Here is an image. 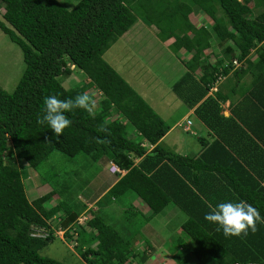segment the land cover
<instances>
[{"label":"trees","instance_id":"16d2710c","mask_svg":"<svg viewBox=\"0 0 264 264\" xmlns=\"http://www.w3.org/2000/svg\"><path fill=\"white\" fill-rule=\"evenodd\" d=\"M0 9V29L21 49L24 63L11 92L0 86V264H67L40 253L55 238L78 247L88 264H143L146 254L133 245L138 232L132 223L149 221L167 205L185 215L181 228L189 239L175 238L174 264H264V224L247 236L226 237L217 231L218 224L205 220V200L182 175L186 158L161 140L170 125L103 58L138 18L155 25L159 40L172 39L170 51L190 54L181 59L184 71L170 89L187 108L197 105L194 111L208 123L219 109L206 94L233 61L264 65V0H78L71 9L60 0H0ZM197 10L210 22L197 26L190 18ZM74 68L84 78L66 88L61 77ZM257 73L263 76L264 68ZM84 91L99 94L95 119L83 109L66 113L73 123L60 136L37 123L45 96L74 98ZM215 96L224 98L219 91ZM105 122L110 135L98 131ZM144 141L154 145L150 151ZM54 150L70 157L84 154L97 169L98 161H105L125 170L98 206L111 199L127 206L139 197L148 208L142 220L123 214L117 227L105 221L102 211L90 210L91 217L77 224L81 210L59 196L48 206L55 189L30 199L24 188L26 168L38 171ZM56 214L54 227L50 220ZM35 230L47 235L34 236ZM57 230H64L63 238Z\"/></svg>","mask_w":264,"mask_h":264},{"label":"rangeland","instance_id":"374dc122","mask_svg":"<svg viewBox=\"0 0 264 264\" xmlns=\"http://www.w3.org/2000/svg\"><path fill=\"white\" fill-rule=\"evenodd\" d=\"M60 1L67 9H71L78 0ZM2 12L3 9H0V19ZM190 18L197 26L210 22L205 14L199 10L190 14ZM157 32L158 28L155 25L148 24L141 18H138L130 29L111 45L104 53L103 58L117 70L130 86L168 124L176 118V113L182 114V103H180V100L170 89L172 83L181 74V65L177 61L178 59L172 55V51L169 52L170 49L166 46L167 44L158 41ZM170 41L167 40V42ZM210 60L213 61L215 59L211 57ZM23 68L24 63L21 49L0 29V86L6 91L11 92L15 88ZM61 78L63 85L69 88L81 81L84 75L79 69L74 68L73 73L63 75ZM93 94L98 102L99 94L96 91ZM179 134L182 136V132ZM173 135V137H176L177 131ZM167 148L172 149L173 146L170 145ZM102 163L103 161H98V166L101 167ZM18 165L23 168L20 161H18ZM96 165V162L84 154L80 153L70 157L54 150L40 164L38 171L30 167L26 168V174L28 175L24 178V188L27 191V196L30 199H35L53 188L56 191V195L49 201L48 206L54 205L59 196L66 205L77 210L81 202H85L86 197L94 193L95 190L96 193L100 190L101 184L104 183L108 175L107 173L102 175V172L97 169ZM106 172L108 171L106 170ZM111 202L109 200V210L106 212L104 219L107 223L119 227V225L123 224V214L122 210L117 213L116 208L120 207L124 202L120 200ZM140 203L142 202L140 201ZM93 205H89L91 206L90 209L95 210ZM172 206L166 207V209L172 208V211L175 212L169 214V218L166 215V211L163 210L162 213L155 216L149 222L150 228L152 229L153 227L156 231V241L159 244L154 242L155 245L149 247V249L143 242V236L139 235L133 240L134 246L137 243H143L138 247L139 250H142L146 254L143 264H162L163 262V264H174L175 261L172 258H168V256L172 255L170 253L175 250V238L179 234L189 242V239L186 238L181 228L185 215L178 208L176 209V207ZM89 211H82L79 216L83 217ZM58 216L59 214H56L55 218L52 217L50 220L54 227L59 222ZM166 220V224L163 225V222ZM140 224L138 222L136 225L139 226ZM161 225H163L162 228ZM133 228L135 227L133 226ZM121 231L124 232V229ZM36 232L38 231H33V233ZM145 234L147 235L146 238H148L149 232H145ZM165 242L167 245L165 247L166 250L160 251V246H163ZM164 251L169 255L167 256ZM79 252V248L74 247L71 242L61 241L59 238H55L40 250L43 256H48L67 264H88ZM188 261L192 262L193 258H188Z\"/></svg>","mask_w":264,"mask_h":264},{"label":"crops","instance_id":"0c3cea01","mask_svg":"<svg viewBox=\"0 0 264 264\" xmlns=\"http://www.w3.org/2000/svg\"><path fill=\"white\" fill-rule=\"evenodd\" d=\"M169 40L172 41V39ZM158 41L166 43L169 49L171 41L159 39ZM255 50L254 48L251 53L253 59L256 58ZM172 55L178 59L181 65L180 71H184L181 59L190 57V54L184 57L182 51H179L177 54L172 52ZM259 64L247 60L233 64L230 71L213 84L206 94V97L209 95L216 99L217 103L214 106L219 109L217 113L211 115L208 123L194 111L197 105L187 108L182 104V114L176 113V118L168 123L170 129L161 140L165 145L173 146L171 151L186 158L182 164V175L189 177L188 182L198 196L208 203L214 202L211 203L214 206L221 202H236L240 199L249 202L251 200L252 203H249L257 206L260 213L264 214V75L259 77L257 73L258 69L264 68V65L259 66ZM216 91H219L224 98L215 96ZM176 131L177 135L173 137ZM136 135L135 132L130 134L132 137ZM142 145L147 147V151L154 146L145 141ZM138 161L139 159L136 160ZM99 171L102 175L108 174L104 183L101 184L97 193L95 190L86 197L85 202H81L78 210L81 212L92 210L89 205L94 204V211H102V215L106 216L109 210V200L102 206H98V201L107 189L125 173V170L121 169L120 173H114L110 170V162H103ZM166 207L163 210L169 218V214L175 212L172 208L166 209ZM116 210L117 213L122 210V214L125 215L135 214L138 219L142 220L141 215L146 213L148 208L139 197H132L130 204L117 207ZM152 219L147 222L143 221L139 226L136 225L137 222L132 223L138 233H142L143 229L142 234L145 238L143 242L145 241L148 248L154 246V242L159 244L156 241L155 229L149 226ZM166 222L167 220L163 222V225ZM89 230L87 228V231ZM145 232H149L148 238ZM138 233L135 236H139ZM141 244L143 243H137L136 246L139 247ZM86 246V242L83 243V248ZM166 246L165 242L159 250H164ZM170 256L168 258H171Z\"/></svg>","mask_w":264,"mask_h":264},{"label":"clouds","instance_id":"9594fccd","mask_svg":"<svg viewBox=\"0 0 264 264\" xmlns=\"http://www.w3.org/2000/svg\"><path fill=\"white\" fill-rule=\"evenodd\" d=\"M44 106L43 114L38 116L37 123L42 126L47 125L55 136H60L73 123L66 113L83 109L89 117L95 119L98 102L94 94L84 91L74 98L61 99L58 95L45 96ZM98 131L107 135L111 134L107 122L99 127ZM112 165H115L118 170L112 169ZM110 170L114 173L121 172V169L113 162H110ZM205 203L209 208V211L205 214V220L218 224L217 231L222 229L226 237L247 236L249 230L251 233H255L258 231V224H264V216H261L260 211L246 200L221 202L215 206L207 201Z\"/></svg>","mask_w":264,"mask_h":264},{"label":"built area","instance_id":"2783aa9c","mask_svg":"<svg viewBox=\"0 0 264 264\" xmlns=\"http://www.w3.org/2000/svg\"><path fill=\"white\" fill-rule=\"evenodd\" d=\"M233 64H237V62L236 61H233ZM188 123H190V122L188 121ZM112 166H113L112 169H117L118 170V168L115 165H112ZM90 217H91V214L89 212L85 216H83V217L80 215L77 218V222L76 223L77 224H84ZM35 231H38V232L32 233V235H34V236H46L47 235V232L46 231H43V232H41L39 230H35ZM57 233H60L59 235L61 237H63L64 230H57ZM234 264H237V263H234Z\"/></svg>","mask_w":264,"mask_h":264}]
</instances>
